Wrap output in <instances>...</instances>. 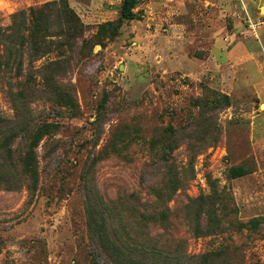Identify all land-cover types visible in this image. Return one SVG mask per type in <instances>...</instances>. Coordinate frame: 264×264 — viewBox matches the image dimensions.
Here are the masks:
<instances>
[{
	"label": "rangeland",
	"instance_id": "1",
	"mask_svg": "<svg viewBox=\"0 0 264 264\" xmlns=\"http://www.w3.org/2000/svg\"><path fill=\"white\" fill-rule=\"evenodd\" d=\"M51 1L0 0V27ZM65 1L86 27L60 69L74 107L33 95L26 131L0 130V264H106L92 216L179 264H264V0H138L131 21Z\"/></svg>",
	"mask_w": 264,
	"mask_h": 264
},
{
	"label": "trees",
	"instance_id": "2",
	"mask_svg": "<svg viewBox=\"0 0 264 264\" xmlns=\"http://www.w3.org/2000/svg\"><path fill=\"white\" fill-rule=\"evenodd\" d=\"M137 2L123 1L122 19L131 21L136 18L133 9ZM85 30L81 18L65 0L20 10L12 16L9 26L0 27V84L5 87L7 98L16 109V120L0 117V130L11 126L20 132L26 131L28 125L24 126L21 122L17 124L15 121L29 116L28 100L33 95L53 94L57 100L74 107L70 96L59 91L61 75L64 74L60 69L71 60L70 56L65 55L64 49L71 54ZM42 60L41 65H36ZM165 155L170 158L172 153ZM168 162L169 159H166ZM30 174L28 188L32 192L36 180L34 168ZM244 175L246 173L242 169H236L232 177ZM91 219L97 228L93 237L100 242L96 256L107 258L106 264H179L176 252L169 253L166 246L160 245L158 241L153 242L146 226L145 243H140L132 231L129 232L130 229H125L123 244L118 230L112 228L113 224H107L106 219L99 223L93 216ZM150 224H155V220H150ZM219 254L215 252L210 257L219 259Z\"/></svg>",
	"mask_w": 264,
	"mask_h": 264
},
{
	"label": "built area",
	"instance_id": "3",
	"mask_svg": "<svg viewBox=\"0 0 264 264\" xmlns=\"http://www.w3.org/2000/svg\"><path fill=\"white\" fill-rule=\"evenodd\" d=\"M251 25L253 26V23H251ZM251 27V26H250Z\"/></svg>",
	"mask_w": 264,
	"mask_h": 264
}]
</instances>
